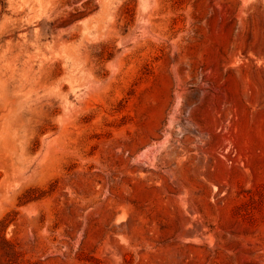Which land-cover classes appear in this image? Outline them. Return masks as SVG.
<instances>
[{
	"label": "rangeland",
	"instance_id": "1",
	"mask_svg": "<svg viewBox=\"0 0 264 264\" xmlns=\"http://www.w3.org/2000/svg\"><path fill=\"white\" fill-rule=\"evenodd\" d=\"M0 264H264V0H0Z\"/></svg>",
	"mask_w": 264,
	"mask_h": 264
},
{
	"label": "bare ground",
	"instance_id": "2",
	"mask_svg": "<svg viewBox=\"0 0 264 264\" xmlns=\"http://www.w3.org/2000/svg\"><path fill=\"white\" fill-rule=\"evenodd\" d=\"M110 247L112 248V246H110ZM116 247H117V246H116ZM116 247H115V248H116ZM113 248H114V247H113ZM113 248H112V249H113ZM115 248H114V249H115ZM115 251H117V248H116V250H115ZM115 251H114V252H115ZM118 252H119V251H117V253H118ZM120 252H121V251H120ZM110 253H111V252H110ZM112 254H115V255H116V252H115V253H111L110 255H112ZM113 256H114V255H113ZM118 256H119V255H118ZM118 256H117V257H116V256H114V257H116V258H118V259H119V258H120V256H119V257H118ZM116 258H115V259H116ZM118 259H117V260H118ZM117 260H114V261H117Z\"/></svg>",
	"mask_w": 264,
	"mask_h": 264
}]
</instances>
